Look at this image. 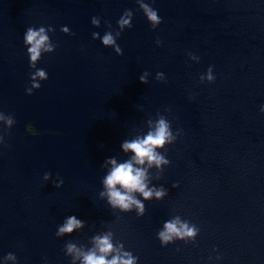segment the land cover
Wrapping results in <instances>:
<instances>
[{
    "label": "water",
    "instance_id": "1",
    "mask_svg": "<svg viewBox=\"0 0 264 264\" xmlns=\"http://www.w3.org/2000/svg\"><path fill=\"white\" fill-rule=\"evenodd\" d=\"M126 10L131 28L118 24ZM29 28L47 37L34 68ZM38 69L47 78L32 81ZM262 108L264 0H0V264H82L90 251L135 264H264ZM161 119L171 142L154 151L168 163L137 164L122 145ZM111 160L144 170L152 196L128 193L142 209L110 203ZM69 217L80 226L58 235ZM177 220L195 234L162 245Z\"/></svg>",
    "mask_w": 264,
    "mask_h": 264
},
{
    "label": "clouds",
    "instance_id": "2",
    "mask_svg": "<svg viewBox=\"0 0 264 264\" xmlns=\"http://www.w3.org/2000/svg\"><path fill=\"white\" fill-rule=\"evenodd\" d=\"M141 9L144 16L147 18L148 21L151 22L153 28L156 25L161 23V18L158 16L157 11L154 10L148 3L141 4ZM126 15L129 16V19H124L123 17L120 18L118 24L123 27V25H128L131 28V24L129 20L131 19V11L126 10ZM92 23L98 25L97 17L92 18ZM44 32L43 28H40L39 31H36L32 28H29L24 35V43L32 45L30 48L27 49V53L30 54V61L29 67H35V61L40 56V49L44 45L47 37L42 35ZM119 34V33H118ZM94 36L98 35V33H94ZM103 44L109 45L114 43L113 36L111 33H106L102 40ZM51 51V48L46 49ZM117 52L120 51L119 47L116 49ZM39 77L40 79H46V72L44 70H36L34 74L31 75V80L35 81ZM207 79L212 81L214 77L211 74V70H209L207 74ZM141 82H146L144 76L140 77ZM40 85L37 83L32 84V88H39ZM26 94L31 95L32 90L26 88ZM264 111V108L261 109ZM15 121L13 119H9L7 124L11 126ZM170 132L168 131V124L161 119L158 121V126L156 131L150 132L143 140H136L132 142H126L122 145L125 151H132L134 153V160L137 164H144L145 160L148 161L149 165L155 163L159 166L161 163L167 164L168 160H166L162 155L158 154L154 151L157 147H162L166 141L171 142L170 140ZM171 139H175L172 137ZM109 163L113 164L114 167L110 174L106 177L104 183L108 189V195L110 198V203L114 206L118 205L123 210L129 209L130 205L136 204L139 208L142 209V206L139 204V201L135 200L131 195L128 193L132 191L140 192L144 198H149L152 196V190H145L146 185L144 184L145 172L143 169L136 168L134 169L132 166V162H126L124 164L116 165L115 160L109 161ZM47 178V177H45ZM119 184L121 188L126 189L125 193L116 189V185ZM175 187V185H173ZM157 198L162 196L164 193L162 191H157L156 193ZM103 195V193H102ZM179 221H173L165 224L166 232H161L159 234L160 240L162 245L168 242L171 237L167 235L168 233H174L177 236L182 235H194V230L188 228L186 224H182L177 227ZM80 222L77 221L74 217H69L67 223L60 228L59 233H71L73 228L79 227ZM187 229V231H184ZM97 243L99 247V251L103 254H107L113 250L112 244L109 242V238L104 236L102 238H97ZM74 248V245H69L68 250L71 252ZM9 259H14V257L9 254ZM82 264H135V258L131 256L130 253H123L119 256H114L111 260H106L105 255L97 256L94 252H88L83 256Z\"/></svg>",
    "mask_w": 264,
    "mask_h": 264
}]
</instances>
